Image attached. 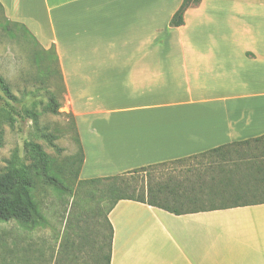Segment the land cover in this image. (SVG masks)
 Masks as SVG:
<instances>
[{"label": "crops", "instance_id": "0c3cea01", "mask_svg": "<svg viewBox=\"0 0 264 264\" xmlns=\"http://www.w3.org/2000/svg\"><path fill=\"white\" fill-rule=\"evenodd\" d=\"M0 0L55 47L77 113L84 181L264 136V0ZM214 23L220 29H202ZM111 264H264V205L175 216L122 201Z\"/></svg>", "mask_w": 264, "mask_h": 264}, {"label": "trees", "instance_id": "16d2710c", "mask_svg": "<svg viewBox=\"0 0 264 264\" xmlns=\"http://www.w3.org/2000/svg\"><path fill=\"white\" fill-rule=\"evenodd\" d=\"M200 4L201 0H183L171 20L170 27L174 29L184 26L185 13ZM22 27L24 29L5 31L12 34L19 31L23 38L35 44L40 51L36 64L45 78H62L55 47L44 49L29 30ZM16 103L9 84L0 76L1 111L12 126L18 119H25V112L28 117L31 116L28 111L16 106ZM51 103L49 109L52 114H57V103L53 99ZM27 148L31 164L25 165L13 159L0 175V222L16 221L32 230L47 224L34 195L37 183L42 182L63 194L71 195L73 190L51 174V160L40 145L32 143ZM193 160L197 166L168 172L161 179L154 173L156 168L180 166ZM83 164L84 158L81 157V171ZM79 184L106 185L100 197L95 198L96 195L90 193L94 207L83 210L81 214L84 230L80 244L84 250L92 249L98 244L95 263L111 264L114 229L109 215L122 201L144 204L175 216L264 205V136L222 146L187 159L145 167L117 176L81 181ZM99 217H104L101 224ZM90 220H97L95 223L99 227L98 241L91 235V226H88Z\"/></svg>", "mask_w": 264, "mask_h": 264}, {"label": "rangeland", "instance_id": "374dc122", "mask_svg": "<svg viewBox=\"0 0 264 264\" xmlns=\"http://www.w3.org/2000/svg\"><path fill=\"white\" fill-rule=\"evenodd\" d=\"M4 14L0 7V76L9 84L17 100L16 106L32 117L24 111L25 119H18L12 126L3 117L0 106V175L13 159L30 165L27 145L33 143L40 145L49 156L51 174L73 192L63 194L42 182L37 183L34 195L47 224L29 230L16 221L0 222V264H96L98 244L92 249L81 248L80 237L84 230L81 214L94 207L90 193L98 198L106 185L79 184L84 181L80 160L81 157L85 159V155L77 128V113L68 95L60 61L62 78H45L36 64L40 51L19 31H15L16 34L5 31L24 28L9 22ZM193 21L196 28L202 24L196 18ZM260 24L264 26V21ZM203 25L202 29L204 26L205 29H220L219 18L211 26ZM52 99L59 107L57 114L49 109ZM195 165L193 160L180 166L156 168L154 173L161 179L168 172ZM103 218H98L100 224ZM95 221L90 220L88 226L98 241L99 227Z\"/></svg>", "mask_w": 264, "mask_h": 264}]
</instances>
